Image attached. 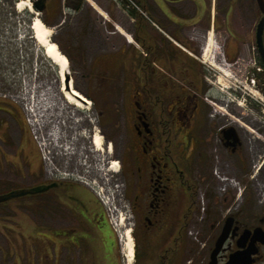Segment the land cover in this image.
Instances as JSON below:
<instances>
[{
    "label": "flooded vegetation",
    "instance_id": "af4514ba",
    "mask_svg": "<svg viewBox=\"0 0 264 264\" xmlns=\"http://www.w3.org/2000/svg\"><path fill=\"white\" fill-rule=\"evenodd\" d=\"M230 1L226 4L231 10ZM187 2L192 3L194 9L203 10L200 18L192 23L185 19L195 15L194 11L188 15L183 9L174 8ZM210 4L211 0H147L146 12L150 21L162 28L166 25L165 19L169 20L168 16L172 15L180 19L172 25L182 29L205 21L200 46L190 35L184 38L182 31L173 38L183 49L160 33L154 38L158 41L157 48L149 32L150 46L144 44L147 51L136 50L138 48L124 39L119 45L110 44L106 39L102 43L106 48L92 54L90 71L84 74L89 83L82 94L97 110L102 126L114 130L113 137L119 149L118 168L124 179L125 200L133 219L132 264H228L233 253L249 248L256 253L252 256L254 261H246V264H264V243L254 239L255 230L264 233V205L249 209L247 194L249 185L254 187L256 183L260 184L259 193L264 198V102L263 107H257L260 114L255 123L247 117L246 109H238L241 104L237 91L230 85L228 89L216 92V88L220 90L217 85L220 84L219 73L211 65H205L201 47L205 44L209 25L217 21L211 15L205 17ZM223 15L226 18L228 13ZM150 21H138L140 27L137 30H156ZM16 35L14 49L13 43L0 38V48H4L0 49L2 70L9 73H3L0 83L4 91L0 93L2 163L6 168L11 167L15 176L21 169L28 171L26 175L19 174L21 180L26 178V182L32 184L27 188L49 185L44 192L49 193L52 214L58 215L59 221L68 218L75 221V224L65 222L53 229L78 234L74 244H69L102 248L103 240L93 238V231L103 226L105 215L86 187L70 176L73 173L80 176V172L83 175L77 161L70 157L63 169L68 176L64 177L60 175L59 162L53 158L54 178L45 179L41 157L23 120L24 115L9 99L10 94L18 92L23 79L31 83L42 81L38 71L33 72L29 64L24 66L23 35ZM131 37L136 43L140 40L138 34H131ZM168 44L176 49V53L170 51ZM96 46L98 49L100 43ZM253 53L257 58L252 65L245 66V77L262 97L264 60L258 52ZM11 56L15 59L5 61ZM157 61L165 66L156 65ZM226 66L230 70L231 66ZM254 137L257 142L250 139ZM208 170L225 181L224 191L214 193L211 206L206 210L212 232L210 245L205 248L209 260L227 224L229 234L216 261L185 263L182 261L183 228L189 223L194 224V217L199 215L196 184L200 183V175L202 179L208 177ZM40 175H43V181ZM208 178L217 186L215 176ZM183 196L186 197L185 210L181 207ZM155 246L160 250L157 261H150ZM196 250L195 246L192 249L194 255ZM102 262L114 264L113 261Z\"/></svg>",
    "mask_w": 264,
    "mask_h": 264
},
{
    "label": "rangeland",
    "instance_id": "374dc122",
    "mask_svg": "<svg viewBox=\"0 0 264 264\" xmlns=\"http://www.w3.org/2000/svg\"><path fill=\"white\" fill-rule=\"evenodd\" d=\"M116 1H120L122 5L127 3L126 0ZM130 1L139 3L138 0ZM228 1L230 0H211V6L205 13V17L211 15L214 7V12L212 13H214L213 15L217 20L216 28H214V36L218 44L217 51L219 52L217 57L220 59L224 58L226 65L231 66V77L217 75L220 78V84H217L220 90L218 88L215 90L220 92L221 89H228L229 85L232 87L231 89H235L238 102L241 104L239 106L241 108L238 109H246L247 117L249 116L256 123L260 114L257 107H263L264 96L253 94V91L257 90L252 88L246 81L245 66L252 65L257 58L252 50L254 47L255 23H257L260 14L257 12L254 0H231L229 3L231 10L228 7L229 5L226 4ZM16 2L18 1L0 0V38L6 39L8 43H13L14 49L16 34L23 35L24 66L29 64L30 69L37 68L41 80L46 81V84L43 83L44 87H46L44 97L48 94V99L46 97L44 99L46 109L43 110V114H40V118L38 116V122L41 123L42 121L45 124L46 120L49 121L51 119L47 115L50 113L48 112L49 105L52 108H56L57 112L55 113H63L64 115L63 119L61 117L58 122L53 123L50 121V124L54 126L58 124V128H55L59 131L57 142L52 141L50 143L46 139H39L43 150L39 149L35 143L36 150L39 149L40 154L42 151L49 155L47 153L48 150L52 152L53 149L52 155L50 154L49 158L44 160L45 162L42 161L43 171L46 166L54 167L53 158H55L61 166L58 167L60 175L67 177L68 174L63 169L70 162V157L75 158L83 175L80 172V176L76 173L70 176L78 179L79 184L86 187L87 191L101 206L105 220L109 223L111 222L121 235V241L118 245L120 261L113 262L114 264H125L121 253L123 244L122 231L127 226L132 228L133 219L130 214L128 201L125 200L124 179H122L120 168L117 167V171L112 168L113 161H117L119 164V149L116 147V139L113 137L114 130L111 127L104 128L102 126V120L97 116V110L93 106L81 109L69 104L64 99L61 93L62 83L58 76L57 66L44 55L43 49L37 45L33 38L31 23L35 19L36 14L30 12L26 7L22 10L18 9ZM89 3L86 4L85 0H48L45 10L38 13L39 19L51 30V40L57 44L61 53L69 59L67 67L70 76L69 81L80 93L86 92V84L87 82L89 83V79L84 74L90 71L92 54H95L102 47L106 48V46L102 45L106 39L110 40V44L116 45H119L120 41L124 39L121 36L119 37V33L116 30L118 27L130 34H138L140 40L137 43L140 48H135L136 50H145L146 46H150V40L147 38L149 32L152 33V41L154 44L156 42L155 45L158 48V41L154 40V38H156V33L158 34L159 32L153 29L152 31L147 29V31L145 29L138 31L136 26L134 27V24L128 20L127 14L121 10L123 7L119 9L116 8V5H112L114 4L113 0H89ZM187 3H180L174 8L177 9L183 5V11L190 15L192 9L189 6L190 4ZM138 6L140 7L139 4ZM32 9L35 12L33 7ZM102 11L105 13L104 15ZM226 12L228 13L227 23H223V18L225 17L223 14ZM137 15H135V18H138ZM168 19L164 21L166 26L163 28H166L165 30L170 36L176 38L182 31L184 38L187 37L186 35H190L195 44L198 43L200 46V41L204 39L202 38L204 31L202 33L201 29L202 27L205 28V21L199 23L198 26L182 29L177 25L173 26L169 16ZM224 28H227L229 37L224 32ZM229 30L232 31V34ZM197 39H199L198 42L196 41ZM99 43L100 46L97 49L96 45ZM202 44L204 46V43ZM203 46L201 45V47ZM167 47L171 48L170 51L176 53V49L170 44ZM10 59L15 58L11 56L5 61ZM1 60H3L2 57H0ZM155 64H159L161 67L165 66L159 61ZM2 65L0 62V83L3 79V73L9 74L2 70ZM205 65H209L207 61ZM1 88L2 84H0V93L2 92L3 94L4 91ZM233 98H235L234 93L231 95V99ZM50 100L54 105L52 103L49 104ZM52 113L53 111L50 114ZM1 115L4 116L3 114ZM95 134H100L102 137V150H98L92 144V137ZM249 134L253 135L251 132ZM250 139L252 142H257L256 137ZM55 145L58 146L56 150H54ZM70 146H72V149ZM11 172H13L11 167L6 168V165L2 163L0 152V195L32 185L26 182V178L21 180L19 177V174L23 173L26 175L28 171L25 172V170L21 169L20 172H16V176ZM207 175L208 177L215 176L218 179L216 180L217 186L208 177L202 179V175H200V183L196 184V207H198L199 215L194 217V224L189 223L183 228L184 260L182 261H185V263L186 261L209 260V255L205 248L210 245L212 232L209 228L211 221H209L206 210L211 206V199L214 193L224 189L223 183L225 181L220 180L210 170H208ZM40 178L43 181V175H40ZM117 185L120 188L117 189ZM259 188L260 184L255 183L254 187L249 185L247 193L250 198L249 209L264 205ZM48 197L49 193L43 192L39 196H22V198H15L0 203V264H103L104 262L99 261L95 257V252L92 251L95 248H90L89 244L71 245L74 244L78 234H66L62 231L53 230L65 222L75 224V221L70 218L66 221H59L57 219L58 215L52 214ZM183 201L184 203L181 204V207L185 210L186 197L184 196ZM121 221L124 222V225L121 224ZM171 242L169 241L167 246ZM103 245H105L104 241ZM195 246L198 249L196 250V255H194L195 251H192ZM151 252L152 260L150 261H157V254L160 252L158 247L155 246Z\"/></svg>",
    "mask_w": 264,
    "mask_h": 264
},
{
    "label": "bare ground",
    "instance_id": "6f19581e",
    "mask_svg": "<svg viewBox=\"0 0 264 264\" xmlns=\"http://www.w3.org/2000/svg\"><path fill=\"white\" fill-rule=\"evenodd\" d=\"M17 8L18 9H24V7L28 8L30 12L35 13L31 7V3L29 0H17ZM103 12V11H102ZM35 19L33 20V22L31 23V30L33 32V38L36 41L37 45H39L44 52V55L54 64L57 66L58 68V76L60 78V81L62 83V87H61V93L64 97V99L71 105L76 106L78 108H83V109H87L89 108V100L87 98H85V96H82V94L77 91L72 83H69V89L71 91H69V89L67 88V86L65 85V76L68 74V70L67 67L69 65V61L66 58L65 55H63L59 49V47L57 46L56 43H54L51 40V30L39 19L37 13ZM105 13L103 12V15ZM118 32L121 33L122 35H124L129 42L133 43V40L131 39V36L128 35L124 30H122V28L118 27ZM207 40L204 44V48L202 49L203 54H204V60L208 62L209 65H211L216 71H218L220 76H226V77H231V71L226 68V64H224L221 59L217 56H219V52L217 51V41L215 40V36L212 30L209 31V33L207 34ZM254 95L259 94L257 91H253ZM76 97H79L80 99L82 98L81 102L80 100H78ZM52 105H54L53 102H51ZM50 103V104H51ZM49 111L51 113V111H53L52 114L48 113L47 115H49V117L51 118L49 121L46 120L45 124L44 123H40L41 126L44 127H49L52 124H50V121H52L53 123L58 122V120H61V117L63 119L64 115L63 113H55L56 108H52L51 105H49ZM42 129V128H40ZM43 131H45L43 134L47 135V131L42 129ZM53 131V135L52 137L49 135H47V137H49L48 142H54L56 141V139L59 136V131L57 130H52ZM93 138V142L92 144L95 146V148H97L98 150H102V137L100 134H95ZM57 142V141H56ZM72 144H74V142H72ZM72 149V146H70ZM56 148L58 149V146L55 145L54 150H56ZM53 152V149H52ZM78 164V163H77ZM117 167H119V164L117 161H113L112 162V168L113 170L117 171ZM121 224L124 225V222L121 221ZM130 227H125V230L122 231V238H123V244H122V255L124 257V262L125 264H132L133 262V255H134V248H133V240H132V236H131V231H130Z\"/></svg>",
    "mask_w": 264,
    "mask_h": 264
},
{
    "label": "water",
    "instance_id": "95a60500",
    "mask_svg": "<svg viewBox=\"0 0 264 264\" xmlns=\"http://www.w3.org/2000/svg\"><path fill=\"white\" fill-rule=\"evenodd\" d=\"M34 9L37 11V13L43 12L46 7V0H30ZM256 6L258 10L261 13V17L256 25L255 29V46L256 49L259 53V55L263 58L264 60V40H263V33H264V0H255ZM68 81H69V75L67 74L65 76V85L69 89L68 86ZM69 91H71L69 89ZM78 100L82 101V98L80 99L79 97H76ZM49 185L47 186H36L33 188L29 189H19L16 191L8 192L6 194L0 195V203L9 201L11 199L19 198L22 195H33L37 193L44 192L48 190ZM229 224L225 225L224 228L222 229V232L220 236L218 237L215 247L213 248L211 254H210V260L209 261H216V256L218 252L220 251L222 244L224 241L227 239V236L229 234ZM254 239L255 240H261L264 243V233L261 232V230H255L254 231ZM256 253L253 248H249L248 250L245 251H237L233 253L230 258H228L229 263L228 264H246V261H254L252 259V256Z\"/></svg>",
    "mask_w": 264,
    "mask_h": 264
},
{
    "label": "built area",
    "instance_id": "2783aa9c",
    "mask_svg": "<svg viewBox=\"0 0 264 264\" xmlns=\"http://www.w3.org/2000/svg\"><path fill=\"white\" fill-rule=\"evenodd\" d=\"M43 84H30V83H25L23 87H21V89L16 93V94H12L10 95V99H12L15 103H17L23 110L24 114H25V118H26V122L29 125V129L31 131V134L34 138V140L37 142L39 148L41 150V143L39 141V139H48L49 137H47V135L50 134V136L52 137V129L47 131V135L43 134L40 132V128H43V126L40 125V123L38 122V116L40 118V114H43V110L46 109L45 105H44V93L46 94V88L43 87ZM44 136V137H43ZM40 150V151H41ZM49 155L51 154V151L48 150ZM42 158L43 161L49 158V155L46 154L45 152H42ZM45 162V161H44ZM45 172L47 174V176L49 178H53L54 176V171L52 167H45ZM120 188L119 185H117V189ZM120 191V190H119ZM111 223V222H110ZM112 224V223H111ZM114 227V226H113ZM114 229L116 230V228L114 227Z\"/></svg>",
    "mask_w": 264,
    "mask_h": 264
},
{
    "label": "crops",
    "instance_id": "0c3cea01",
    "mask_svg": "<svg viewBox=\"0 0 264 264\" xmlns=\"http://www.w3.org/2000/svg\"><path fill=\"white\" fill-rule=\"evenodd\" d=\"M138 1H139L138 4L140 5V7L142 6V8H144L145 11H146V9H147L146 8V2H147V0H138ZM113 2H114V4H112V5H116V8H119L120 9V4L118 2H116V0H113ZM85 3L86 4H90L89 3V0H85ZM187 4H190L189 6H191V9H192V11L195 12V15L194 14H191V16H188L185 20H187L188 23L195 22L196 19L200 18V15L202 14L203 10H202V8H199V9H196L195 8L194 9L192 3H190V2L187 3ZM183 7L184 6L182 5L179 8L180 9H183ZM211 12H214V8H213V10ZM146 14H148V13H146ZM212 14H214V13H212ZM161 16H162V14H161ZM127 18H128V20L132 24L135 23V20L132 19V17H130L129 15H127ZM170 18L172 20H174V21H180V19L174 17L173 15ZM171 22H173V21H171ZM223 23H227V17L226 18L225 17L223 18ZM165 26L166 25H163V27H165ZM162 30H163V28H162ZM163 32H164V34L166 36H168V38H171V36L169 35V33L167 31L163 30ZM224 32L229 37V34L227 33V28H224ZM229 32L232 34V31L231 30H229ZM119 36H121V35H119ZM225 38H226V35H225ZM132 44L135 45V46H137L136 43H132ZM93 238H95V239H102L104 241V244H105L104 247H102V248L94 247L95 249L92 250V251L95 252V255H96L95 257L98 258L99 261H120V256H119V251H118V245H119V243H117L118 242L117 236H116L115 232L113 231L112 227L109 225V223L106 220H105V223L103 224V226L97 227L93 231Z\"/></svg>",
    "mask_w": 264,
    "mask_h": 264
},
{
    "label": "trees",
    "instance_id": "16d2710c",
    "mask_svg": "<svg viewBox=\"0 0 264 264\" xmlns=\"http://www.w3.org/2000/svg\"><path fill=\"white\" fill-rule=\"evenodd\" d=\"M257 12H258V10H257ZM131 13L134 14V11H131ZM137 16H138V18H139V15H137ZM137 16H136V17H137Z\"/></svg>",
    "mask_w": 264,
    "mask_h": 264
}]
</instances>
